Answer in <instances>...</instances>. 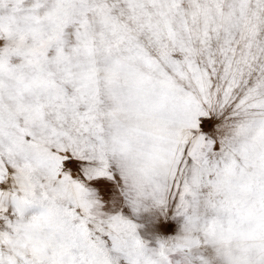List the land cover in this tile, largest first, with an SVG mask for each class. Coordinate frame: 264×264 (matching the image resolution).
Instances as JSON below:
<instances>
[{"label":"snow or ice","instance_id":"6c2138e0","mask_svg":"<svg viewBox=\"0 0 264 264\" xmlns=\"http://www.w3.org/2000/svg\"><path fill=\"white\" fill-rule=\"evenodd\" d=\"M214 261L264 264V0H0V264Z\"/></svg>","mask_w":264,"mask_h":264},{"label":"rangeland","instance_id":"374dc122","mask_svg":"<svg viewBox=\"0 0 264 264\" xmlns=\"http://www.w3.org/2000/svg\"><path fill=\"white\" fill-rule=\"evenodd\" d=\"M129 218L138 225V234L141 239L146 241L150 246H155L157 238H167L172 233V226L175 225L178 229L180 224L179 218H174L169 215L161 217L157 211L144 212L138 215H132ZM204 254L213 256L210 248L204 249ZM215 264V261H214Z\"/></svg>","mask_w":264,"mask_h":264}]
</instances>
